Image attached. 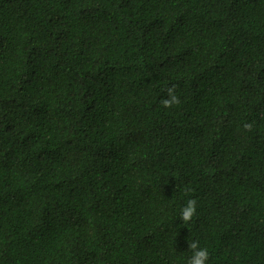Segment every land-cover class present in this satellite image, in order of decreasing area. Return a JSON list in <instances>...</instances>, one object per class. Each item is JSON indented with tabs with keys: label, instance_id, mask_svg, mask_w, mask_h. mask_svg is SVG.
<instances>
[{
	"label": "trees",
	"instance_id": "1",
	"mask_svg": "<svg viewBox=\"0 0 264 264\" xmlns=\"http://www.w3.org/2000/svg\"><path fill=\"white\" fill-rule=\"evenodd\" d=\"M192 241L264 264V0H0V264Z\"/></svg>",
	"mask_w": 264,
	"mask_h": 264
},
{
	"label": "clouds",
	"instance_id": "2",
	"mask_svg": "<svg viewBox=\"0 0 264 264\" xmlns=\"http://www.w3.org/2000/svg\"><path fill=\"white\" fill-rule=\"evenodd\" d=\"M167 97L161 101L164 108H172L180 103L179 97L176 95L175 86L168 88ZM245 129L250 130L251 125L245 124L243 126ZM191 192L190 188L185 189V194L188 195ZM197 212V200L188 199L185 206L181 209L180 219L188 224L192 221L193 217ZM189 249L192 251V256L190 257L188 264H207L209 259V252L207 248H201L199 241H192L189 244Z\"/></svg>",
	"mask_w": 264,
	"mask_h": 264
}]
</instances>
